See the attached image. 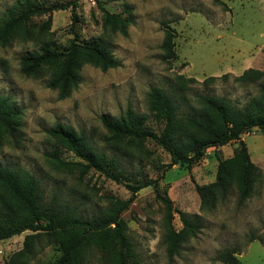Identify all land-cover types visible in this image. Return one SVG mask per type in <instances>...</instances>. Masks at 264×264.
<instances>
[{"label":"rangeland","instance_id":"rangeland-1","mask_svg":"<svg viewBox=\"0 0 264 264\" xmlns=\"http://www.w3.org/2000/svg\"><path fill=\"white\" fill-rule=\"evenodd\" d=\"M68 0H0V19L14 3H42L45 6ZM100 6L129 19L125 34L103 23ZM71 8L54 9L48 28L40 29L47 14L30 19L31 36H14L0 45V94L9 96L21 109L20 126L0 147V165L28 172L41 183L46 200L56 197L81 215H96L108 208L110 197L126 199L128 184L142 177L158 178L176 209L196 215L199 231L168 256L164 242V208L155 199L153 186L140 188L122 211L128 238L141 264H224L218 254L235 251L239 264H264V130L252 128L241 134L251 160L260 168L249 198L239 203L232 186L224 198L209 209H200L195 183L215 177L218 160L232 154L237 142L208 147L187 168L167 166L170 156L151 139L136 148L126 140L113 138L100 117L121 116L127 108L145 116V126L156 133L163 123L148 109L151 87L163 88L178 104L179 113L197 108L196 95L227 98L237 107L252 104L264 87V0H76V22ZM74 29L82 42L100 41L118 65L101 70L83 64L80 82L68 95L59 98L57 90L46 85L49 73L27 76L20 71V57L37 51L43 44L64 49ZM165 30L172 34L174 56L168 57L162 43ZM248 68L249 74L235 80ZM192 82L181 81L178 76ZM213 81H204L207 77ZM60 122L84 136L90 146L106 159L113 158L119 179L91 168L78 171L53 167L45 153L57 150L62 159L78 160L62 147L48 130ZM107 168V167H106ZM172 225L181 227L178 213ZM29 230L0 240V264L22 247ZM36 254L29 264H52L58 246L44 235L35 244ZM79 264H108L95 248L89 249Z\"/></svg>","mask_w":264,"mask_h":264},{"label":"trees","instance_id":"trees-1","mask_svg":"<svg viewBox=\"0 0 264 264\" xmlns=\"http://www.w3.org/2000/svg\"><path fill=\"white\" fill-rule=\"evenodd\" d=\"M76 0L54 3L31 4L16 2L6 10L0 19V45H6L14 36L25 40L31 36L30 19L34 15L47 14L48 19L40 29L48 28L50 13L54 9L71 8V23L76 22L74 7ZM103 23L112 29L126 32L129 19L119 12H110L100 6ZM73 30L64 49H56L43 44L39 50L20 57V71L27 76L49 73L46 85L56 89L59 98H64L80 82L79 70L83 64H90L101 70L118 65L110 50L102 42H82ZM173 40L169 30H165L162 43L166 55L173 57ZM249 74L262 75L259 69L248 68L235 80H245ZM181 81L192 82L194 78ZM207 77L204 81H213ZM197 108L187 113H179L178 104L163 89L151 87L148 92V109L163 126L159 133L145 126V116L138 115L130 108L118 118L101 115L100 120L106 131L115 139L126 140L139 148L146 139L161 145L169 154L168 167L185 164L190 168L208 147H217L236 141L232 154L218 160L215 177L204 184L195 183L199 196L200 209L212 208L219 198H224L234 186L237 200L242 203L250 197L254 184L259 179L260 168L251 160L246 143L241 134L252 128L264 130V87L253 99L252 104L242 108L232 104L227 98L211 94L196 95ZM21 109L14 101L0 94V147L15 135L20 126ZM48 133L71 152L78 160L62 159L57 150L45 153L47 160L56 169L76 170L80 175L91 168L119 179V170L113 158L94 150L83 135L72 128L57 122ZM107 167V168H106ZM158 178L142 177L128 184L130 195L126 199L110 197V205L100 213L84 216L60 202L56 197L46 200L41 183L28 172L0 165V240L29 230L24 235L22 247L13 252L4 264H29L36 254L35 244L44 235L46 240L54 241L59 255L52 264H79L86 252L97 249L108 264H141L128 238L127 225L121 213L133 200L142 187L153 186L155 199L164 208V242L168 256L177 253L180 244L199 231L196 215L176 209L167 195L166 189L157 186ZM178 213L181 223L179 229L172 225L174 213ZM235 251L223 249L218 257L224 264H239Z\"/></svg>","mask_w":264,"mask_h":264}]
</instances>
